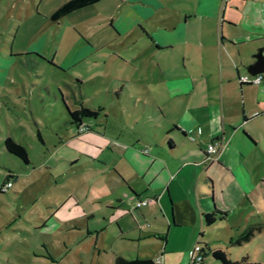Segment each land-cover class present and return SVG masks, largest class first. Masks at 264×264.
Segmentation results:
<instances>
[{
    "label": "crops",
    "instance_id": "1",
    "mask_svg": "<svg viewBox=\"0 0 264 264\" xmlns=\"http://www.w3.org/2000/svg\"><path fill=\"white\" fill-rule=\"evenodd\" d=\"M130 2L140 6L137 39L114 45L124 51L113 46L109 57L124 65L125 84H104L100 108L83 104L98 114L76 127L67 110L77 108L58 89L52 97L47 90L55 101L47 106L50 114L65 129L49 125L46 141L35 123L39 152L47 169L58 172L54 185L78 179L63 198L47 203L55 207L48 213L59 221L58 209L67 205L66 222H97L98 228L87 230L95 247L99 241L106 245L109 224L115 223L109 245L117 237L132 242L124 258L190 264L199 243L206 246L201 264H219L213 248L260 264L247 255L231 258L212 244L219 239L207 242L203 236L207 227L225 221L234 226L232 240L251 224L261 228L247 241L264 229V0H119L116 6ZM255 74L262 75L257 84L238 80ZM6 136L27 150L22 140ZM213 140L219 146L210 162L205 149ZM82 188L102 194L81 206L76 192ZM145 196H154V203L135 208L133 201ZM214 210L225 215L205 226L203 214ZM232 240L235 246L247 242ZM116 256L124 254L113 252V261Z\"/></svg>",
    "mask_w": 264,
    "mask_h": 264
},
{
    "label": "rangeland",
    "instance_id": "2",
    "mask_svg": "<svg viewBox=\"0 0 264 264\" xmlns=\"http://www.w3.org/2000/svg\"><path fill=\"white\" fill-rule=\"evenodd\" d=\"M64 1L0 0V184L8 175L13 184L0 193V264H113V252L130 256L126 253L130 239L117 237L109 245L115 223L109 224L112 228L106 233V245L99 241L95 247L92 239H87V230L98 228L97 222L86 218L66 222L70 215L67 205L58 209L59 221L50 217L48 211L55 207L48 209L47 203L63 198L66 188L77 185L78 179L66 177L54 185L53 178L59 175L45 166L35 123L46 141L51 135L49 125L65 129L47 107L55 105L48 89L51 97L58 89L71 108L82 104L100 108L105 101L104 84L107 88L114 81L125 84L124 65L116 66L109 57L114 45L137 39L140 6L130 2L117 7L119 0H100L51 21V13ZM113 16L114 28L109 24ZM103 44L107 48H99ZM115 46L114 50L124 51ZM78 60L80 63L74 64ZM56 100L60 102L59 97ZM28 105L38 118L36 122L29 117ZM6 134L26 144L30 164L3 150ZM78 191L84 196L76 192L81 206H89L96 193L102 194L95 189ZM233 228L231 221L213 224L204 230L203 239H219L212 244L227 250L231 258L247 255L264 264V229L235 246L228 243Z\"/></svg>",
    "mask_w": 264,
    "mask_h": 264
},
{
    "label": "trees",
    "instance_id": "3",
    "mask_svg": "<svg viewBox=\"0 0 264 264\" xmlns=\"http://www.w3.org/2000/svg\"><path fill=\"white\" fill-rule=\"evenodd\" d=\"M100 0H66L58 8H56L50 15V19L56 21L73 10L94 4ZM68 122L74 124L78 127L84 119L94 118L98 114V110L91 109L83 104L81 107L75 110H67ZM212 142V141H211ZM3 150L9 154L20 159L24 164H30L26 148L19 142L15 141L10 136H5L3 139ZM12 177L10 175L6 176L0 185L4 184L6 181H11ZM12 182V181H11ZM225 213L221 211L214 210L211 213L203 214V224L208 226L215 222L217 219L223 218ZM260 224H251L241 230L238 235L231 241L232 244H241L251 238L255 231L260 230ZM199 244V243H198ZM201 246V256L202 260L206 252V246ZM211 256L219 264H256L249 262L245 257H241L237 260L230 259L224 250L221 248L209 249ZM113 264H157L153 259L148 257H133L124 258L121 256H116L114 258Z\"/></svg>",
    "mask_w": 264,
    "mask_h": 264
},
{
    "label": "built area",
    "instance_id": "4",
    "mask_svg": "<svg viewBox=\"0 0 264 264\" xmlns=\"http://www.w3.org/2000/svg\"><path fill=\"white\" fill-rule=\"evenodd\" d=\"M262 78L261 74H255L253 76H247V75H240L238 80L240 83H246V84H257L260 82ZM80 131L86 130V127L80 126ZM219 146L218 140H213L210 142L205 149V159L208 161H214L216 160V153H217V147ZM11 181H6L4 184L0 185V193L6 192L9 188L12 187ZM155 200L154 196H145L138 198L136 203L134 204L135 208L147 205L148 203H151ZM202 262V256H201V246L200 244L196 243L193 248L190 251V264H201Z\"/></svg>",
    "mask_w": 264,
    "mask_h": 264
}]
</instances>
